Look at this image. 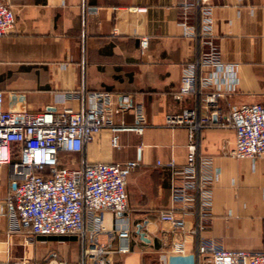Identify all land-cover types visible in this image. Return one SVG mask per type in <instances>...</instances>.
I'll return each instance as SVG.
<instances>
[{"label": "crops", "instance_id": "crops-1", "mask_svg": "<svg viewBox=\"0 0 264 264\" xmlns=\"http://www.w3.org/2000/svg\"><path fill=\"white\" fill-rule=\"evenodd\" d=\"M8 1L14 23L0 36L5 108L12 92L24 94L23 103L14 105L30 112L58 108L56 94L79 92L67 104L83 110L89 92L106 91L118 110L114 125H133L139 113L145 117L142 133L104 127L81 151L61 154L72 166L137 161L127 177V209L113 217L112 227L93 234L94 242L112 247L103 257L113 264H212L213 248L256 250L264 245V156L234 157V129L215 116L193 137L197 172L205 160L212 175L208 220L201 222L194 194L184 210L172 198L180 177L167 162L186 164L189 128L169 126L165 116L192 109L201 117L212 110L202 104L209 89L199 82L193 91H180L183 67L209 49L202 40L200 8L185 9L184 0ZM207 8L212 41L221 60L233 65L237 80L220 98L219 108L227 113L234 104L264 103V0H209ZM141 38L148 40L144 49ZM114 134L116 145L111 143ZM9 173V165H0V264H16L24 252L30 257L26 264H94L83 254L87 238L31 235L19 226L5 202ZM165 210L182 217L184 226L173 228L161 220L159 212ZM123 221L129 236L127 250L119 252L116 226ZM201 246L207 248L202 253Z\"/></svg>", "mask_w": 264, "mask_h": 264}, {"label": "built area", "instance_id": "built-area-1", "mask_svg": "<svg viewBox=\"0 0 264 264\" xmlns=\"http://www.w3.org/2000/svg\"><path fill=\"white\" fill-rule=\"evenodd\" d=\"M209 0H184L183 8L198 7L202 11L201 35L209 49L200 57L184 66L181 75V92L193 91L196 82L209 91L202 95V104L211 107L210 113L197 117L192 109L179 113H169L165 123L169 126L187 124L189 142L187 162L175 166L173 160L167 165L174 167L180 183L172 188L175 202L184 203L192 195L198 197V213L201 222L210 216L212 193L209 181L212 178L209 162L202 160L201 172H197L194 131L205 126L211 116L223 125L234 129L235 146L231 154L236 158L254 159L264 156V103H240L231 105L227 113L219 108V100L234 89L237 80L232 64L220 58L217 45L212 41V20L207 8ZM137 10H145L140 7ZM89 12H96L90 8ZM14 23V11L8 0H0V36L9 32ZM147 38L140 39V47H147ZM197 70L201 74L197 76ZM88 104L83 109H75L67 104L79 92L56 94L53 102L57 107L30 112L23 106L24 94H8L10 107H4V92L0 90V165L10 166L9 195L5 202L9 212L15 214L19 226L31 235L80 236L88 239L83 254L94 264H113L103 254L112 247H104L93 241L98 230L112 227L113 217L127 209L126 183L136 160L123 162H90L72 166L71 161L61 159L62 153L81 151L85 142L92 140L101 129L109 127L113 132L132 130L142 133L145 117L136 115L133 125H114L113 115L118 111L109 92L92 91L88 94ZM117 135L111 138L116 145ZM161 220L170 222L173 228H182L184 219L172 210L159 212ZM117 228L119 239L117 251L127 250L129 228L125 221ZM26 248L28 245L23 244ZM177 248V246H176ZM178 249V248H177ZM207 248L200 247V252ZM212 264H264V245L260 249L211 250ZM30 257L24 252L16 264H26ZM51 264V262H49ZM53 264H72L56 261Z\"/></svg>", "mask_w": 264, "mask_h": 264}, {"label": "rangeland", "instance_id": "rangeland-1", "mask_svg": "<svg viewBox=\"0 0 264 264\" xmlns=\"http://www.w3.org/2000/svg\"><path fill=\"white\" fill-rule=\"evenodd\" d=\"M64 158L66 159V156L65 157L63 156L61 159H64ZM102 257H103V255H102ZM86 259H88L89 261H92V259H90V258H86ZM48 264H49V262H48Z\"/></svg>", "mask_w": 264, "mask_h": 264}, {"label": "water", "instance_id": "water-1", "mask_svg": "<svg viewBox=\"0 0 264 264\" xmlns=\"http://www.w3.org/2000/svg\"><path fill=\"white\" fill-rule=\"evenodd\" d=\"M142 234V233H141ZM142 236H143V234H142Z\"/></svg>", "mask_w": 264, "mask_h": 264}]
</instances>
